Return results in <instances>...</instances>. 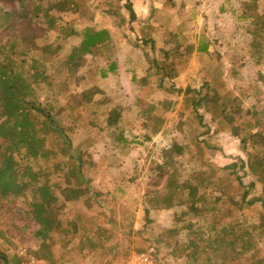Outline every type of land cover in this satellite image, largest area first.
<instances>
[{"label":"trees","instance_id":"16d2710c","mask_svg":"<svg viewBox=\"0 0 264 264\" xmlns=\"http://www.w3.org/2000/svg\"><path fill=\"white\" fill-rule=\"evenodd\" d=\"M88 1L0 0V117L13 118L12 103L3 99V89L10 91L22 86L25 88V93L22 94H25L29 119H40L38 125H45L47 134L55 135L54 140L50 142L51 146L48 147H52L53 153L58 156L31 160L23 166L24 169L17 180L19 183L16 180L15 183L20 188L17 194L23 190L26 183L35 185L34 198L42 208L53 212L55 224L51 225L48 233L55 244L61 242L62 247L66 248L60 247V254L55 251L53 256L56 258L61 257V252H72L73 249L77 250L78 254H83L82 257L86 251L89 255L103 248L114 255L120 247L121 239L146 231V228H133V210L121 221V231L118 229L120 240L114 238L117 229L115 218L106 216L100 223L96 220L98 215L93 214L92 210L97 206L101 210H107L106 201L110 199L115 203L125 188L124 185H119L109 194L99 192L91 186L88 172L94 163L90 147L101 136L107 137L115 147L126 148L129 144L150 142L157 133L166 135L169 131L167 132L165 127V112L173 109L177 102L164 98L150 103L144 110L145 133L142 138L135 135L128 137L120 123L121 114L116 108H111L103 124L99 125L89 119L87 127L92 133L73 144L70 135L77 126L76 118L67 113L58 119V112L54 109L55 103L44 101L40 97L41 90L53 89L57 77L49 70L46 62L35 57L42 49L38 39L52 30L62 33L59 38L71 35L75 32V20L85 21L88 13L92 16L97 10L102 15L114 18L117 29L127 24L129 29L134 31L130 26L131 22L139 21L132 0H97L96 4L91 2L93 6ZM261 3L260 0H241L231 11L246 23L250 61L256 66H262L260 74L264 75V8L260 9ZM93 7L95 9L91 10ZM122 9L128 11V17L121 15ZM154 11L155 9L151 13L152 17ZM69 14L76 16L71 20H63V16ZM197 16L196 8L192 7L191 18L196 20ZM142 24L144 27L139 29L135 39L142 46L150 44V49L155 50L156 41L151 35L152 25L147 20ZM190 31L187 21L182 20L176 29L166 32L164 40L168 47H161L163 56L149 58L157 76L154 89L175 92L177 96L184 97L189 101L191 113L201 125L207 127L200 110L206 112L210 123L214 124L212 132H217L220 125L228 126L230 134L240 138L246 158H237L236 162L226 169L208 165V161L203 160L198 152H192L194 147H209L210 144L205 138L199 139L195 136L186 147L181 144L174 145L177 154H187V159L196 161L199 169L181 179L178 171L181 163L172 155L167 154L162 161L155 163L152 166L155 178L147 182L141 195L144 216L147 218L153 209H174L169 223L160 226L157 234L151 232L152 237L165 246L167 253L173 257L184 255L194 264H243L246 255L252 254L253 259L249 264H264V255L255 254L260 250V242L264 243V108L261 104V93L264 89L257 84L242 88L241 82L245 78L237 69L231 71V76L236 79L233 85L220 83L218 79L227 74L222 52L216 47L215 40L211 38L205 26L194 28V33H189ZM78 33L79 42L60 60L55 71L64 70L71 74L85 63L87 56H93L100 57L104 62L99 66L102 76L116 73L118 61L114 56L115 42L110 28L85 24ZM190 36L194 37V43H189ZM191 51L205 59L202 67L205 69V75L201 78L199 87L184 91L175 86L174 79L179 75L182 59ZM28 59L32 61L29 65ZM137 78L136 73L132 72L131 79L136 81ZM57 81L62 87L64 80ZM141 82L146 83L148 80L143 77ZM34 87L38 90L37 95L30 94L29 89ZM248 98L252 102L251 113L248 112L247 120L242 122V113L247 107ZM26 124L27 122L22 123V130L26 128ZM7 144L0 135V154ZM245 177L249 179L244 181ZM256 189L259 194H253ZM9 191L0 182V219L5 226L9 222L14 229H19V225L23 231L26 228L25 215L18 211V207L12 205L17 195ZM256 202L260 203L256 221L238 216L244 208L251 207ZM66 208L69 210L68 217L65 216ZM90 211L93 213L85 214ZM33 217L35 221L36 214ZM44 217L42 215L40 219L46 220ZM18 221H22V224H18ZM74 234L79 236L71 237ZM56 235L59 236L56 238ZM47 241L49 242V237ZM70 243L75 247L68 249ZM146 247L137 250H145ZM49 252L50 250L45 253L46 257ZM7 258L0 249V264H8Z\"/></svg>","mask_w":264,"mask_h":264},{"label":"rangeland","instance_id":"374dc122","mask_svg":"<svg viewBox=\"0 0 264 264\" xmlns=\"http://www.w3.org/2000/svg\"><path fill=\"white\" fill-rule=\"evenodd\" d=\"M239 1L241 0H132L138 22H140L139 24L131 22L130 26L134 28L135 32L129 29L127 24L117 29L114 18L102 15L97 10L92 13V16L88 13L85 21L84 19L75 20V32L71 35L59 38L62 33L52 30L38 39L42 49L36 53L35 57L46 62L49 70L56 74L57 80H64L62 87L56 80L51 91L41 90L40 97L44 101L55 103L54 109L58 112L56 115L58 119L63 118L67 113L76 118L77 126H75L74 133L70 135L73 144L92 133L87 127L89 119L99 125L103 124L104 118L111 108H116L121 114L120 123L128 137L135 135L142 138L145 133L146 114L144 110L149 107L150 103L164 98L172 101L177 100V102L173 109L165 112V127L167 132L169 131L166 135L157 133L150 142L129 144L126 148L115 147L106 139L107 137L101 136L102 138L100 137L90 147L94 163L88 172L91 186L99 192L110 194L119 185H124L125 191L115 203L110 199L106 201L107 210H101L97 206L92 210L94 213L90 211L85 214L98 215L96 220L99 223L103 222L106 216L115 218L117 229L114 238L120 240L118 229L121 227V221L133 210L135 213L133 228H146V233L121 239L120 247L114 255L103 248L89 255L86 251L85 256L82 257L83 254H78L77 250L73 249L72 252H61V257L56 258L53 254L55 251L60 254L62 251L60 247L63 244L61 242L55 244L52 236L48 233L51 225L55 224L53 212L38 204L34 198L35 185L26 183L23 190L17 194L20 188L15 183V180H19L21 176L23 166L31 160L58 156L53 153L52 147H48L51 146L50 142L54 140L55 135L54 133L47 134L48 130L45 125H38L41 122L40 119L38 121H35L34 118L33 120L29 119L25 94H22L25 93L24 87L18 86L10 91L3 89V99L5 102L12 103L13 118L0 117V122H2L0 135L5 143H8L0 154V182L8 191L10 190L9 192H14L13 195H17L12 205L18 207L19 212H23L26 223V228L22 231L20 230L21 226L18 225L19 229H14L9 222L5 226L0 219V249L7 255L8 264H127L133 254L147 251L150 247L154 248L151 264H194L190 263L184 255L173 257L168 254L165 246L159 244L151 235V232L154 235L157 234L160 226L167 225L174 214V209H153L147 218L144 216L141 195L147 182L155 178L152 166L162 161L165 155L170 154L177 162L181 163L178 171L181 179H185L192 171L199 169V166L196 161L187 159V154H177L173 146L181 144L186 147L195 136L199 139L205 138L210 144L209 147L202 145L203 147H194L192 150V152H198L203 160H207L208 165L227 169L236 162L237 158L245 159L246 156L242 151L240 138L230 134L228 126L220 125L217 132H212L214 124L210 123L209 115L206 112L200 110L204 115L203 122L207 123V127L201 125L191 113L189 101H186L184 97L177 96L175 92L169 93L162 89H154L157 84V76L154 74L155 68L149 58L163 56L161 47H168L164 40L166 32L176 29L177 24L185 20L192 31L189 33H194L196 27L205 26L211 38L215 40L216 47L222 52L227 74L218 79L220 83H224L226 86L233 85L236 79L231 76V71L237 69L245 78L241 82L242 88L246 89L251 84H257L261 89H264V75L260 74L262 66L254 65L249 58V36L246 34V23L238 19L230 10L237 6ZM91 2L96 4L97 0L88 1L92 5ZM260 2H262L260 9H263L264 0H260ZM103 4L106 5V2ZM220 5L227 8L226 11L220 12ZM192 6L199 11L196 20L191 18ZM93 9L95 8L93 7L91 10ZM153 9L155 11L152 17ZM91 10L90 12H92ZM121 13L128 17L127 10L122 9ZM75 16L64 15L65 18L62 19L71 20ZM89 16L91 17L88 18ZM145 20L149 21L153 27L151 35L156 41L155 50L150 49V44L145 47L135 39L136 33L144 27L142 23H145ZM85 24H91L97 28L102 26L110 28L115 42L114 56L118 61L116 73L102 76L99 73V66L104 62L100 57L93 56H87L85 63L72 71L71 74L64 70L55 71L58 69L60 60L79 42L78 32ZM194 42V37L190 36L189 43ZM30 60L28 59V65L32 62ZM204 64L205 59L195 51L188 53L179 66V75L174 79L175 86L181 87L184 91L192 87H199L201 78L205 75V69L202 68ZM132 72L136 73L138 77L136 81L131 79ZM143 77H146L148 82L142 83L141 78ZM34 88L29 89L31 95L38 93V90ZM261 95V104L264 108V92ZM12 99L13 101H11ZM250 101L251 99H246L247 107L242 113V122L247 120L248 112L251 113L250 104L252 102ZM262 118L264 119V109ZM26 122V128L24 126L25 129L22 130L21 125ZM240 122L238 121V123ZM207 128L209 129L207 130ZM101 135L103 134L101 133ZM248 179L245 177L244 181ZM253 194H259V190L256 189ZM24 195L25 197H23ZM68 208L65 211L66 217L69 215ZM259 208L260 203L256 202L253 206L244 208L241 211L242 214L240 212L238 216L249 221H256ZM12 212L14 214L15 210L13 209ZM34 214H36L35 221H33ZM42 215L46 220L40 219ZM18 224H22V221H18ZM57 236L59 235H56V238ZM73 236L78 237L79 235L74 234L71 237ZM48 237L49 242L47 241ZM73 243H70L68 249L75 247ZM141 247H146V249L138 251L137 249ZM49 250L48 257H46L45 253ZM255 254L264 255L263 242H260V250ZM252 256V254H247L243 259V264H249L253 259Z\"/></svg>","mask_w":264,"mask_h":264},{"label":"built area","instance_id":"2783aa9c","mask_svg":"<svg viewBox=\"0 0 264 264\" xmlns=\"http://www.w3.org/2000/svg\"><path fill=\"white\" fill-rule=\"evenodd\" d=\"M154 254V248L150 247L147 251L135 253L127 264H151Z\"/></svg>","mask_w":264,"mask_h":264},{"label":"crops","instance_id":"0c3cea01","mask_svg":"<svg viewBox=\"0 0 264 264\" xmlns=\"http://www.w3.org/2000/svg\"><path fill=\"white\" fill-rule=\"evenodd\" d=\"M238 6V5H237ZM237 6H234L233 8H235V7H237ZM192 7H194V6H192ZM195 8V7H194ZM226 9L227 8H225L223 5H220V12H224V11H226ZM232 9V8H231ZM230 9V10H231ZM197 10V12H198V14H199V11H198V9H196ZM232 12V14H235L233 11H231ZM236 15V14H235Z\"/></svg>","mask_w":264,"mask_h":264}]
</instances>
